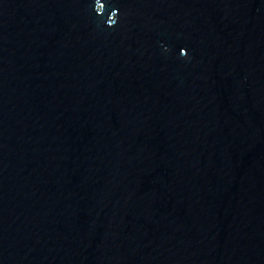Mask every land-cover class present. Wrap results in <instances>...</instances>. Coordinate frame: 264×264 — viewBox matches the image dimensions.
Here are the masks:
<instances>
[{"label":"water","instance_id":"1","mask_svg":"<svg viewBox=\"0 0 264 264\" xmlns=\"http://www.w3.org/2000/svg\"><path fill=\"white\" fill-rule=\"evenodd\" d=\"M0 264H264V0H0Z\"/></svg>","mask_w":264,"mask_h":264}]
</instances>
